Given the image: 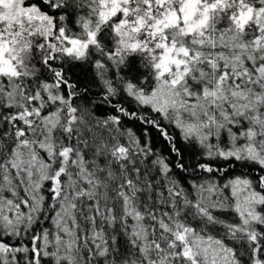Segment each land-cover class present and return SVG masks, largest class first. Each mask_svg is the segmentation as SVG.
Returning <instances> with one entry per match:
<instances>
[{"label":"snow or ice","instance_id":"obj_1","mask_svg":"<svg viewBox=\"0 0 264 264\" xmlns=\"http://www.w3.org/2000/svg\"><path fill=\"white\" fill-rule=\"evenodd\" d=\"M0 264H264V0H0Z\"/></svg>","mask_w":264,"mask_h":264},{"label":"trees","instance_id":"obj_2","mask_svg":"<svg viewBox=\"0 0 264 264\" xmlns=\"http://www.w3.org/2000/svg\"><path fill=\"white\" fill-rule=\"evenodd\" d=\"M162 146V145H161Z\"/></svg>","mask_w":264,"mask_h":264}]
</instances>
